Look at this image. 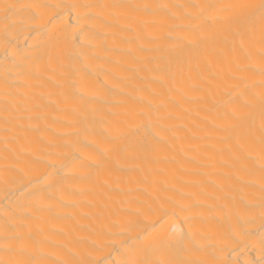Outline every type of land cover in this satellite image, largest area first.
<instances>
[{"label":"bare ground","instance_id":"obj_1","mask_svg":"<svg viewBox=\"0 0 264 264\" xmlns=\"http://www.w3.org/2000/svg\"><path fill=\"white\" fill-rule=\"evenodd\" d=\"M0 264H264V0H0Z\"/></svg>","mask_w":264,"mask_h":264}]
</instances>
